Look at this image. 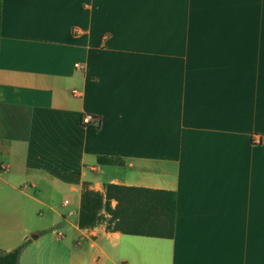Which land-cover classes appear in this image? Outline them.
<instances>
[{"label": "crops", "instance_id": "obj_1", "mask_svg": "<svg viewBox=\"0 0 264 264\" xmlns=\"http://www.w3.org/2000/svg\"><path fill=\"white\" fill-rule=\"evenodd\" d=\"M85 184L176 192L174 238L80 229ZM33 203L108 264H264V0H3L4 253Z\"/></svg>", "mask_w": 264, "mask_h": 264}, {"label": "trees", "instance_id": "obj_2", "mask_svg": "<svg viewBox=\"0 0 264 264\" xmlns=\"http://www.w3.org/2000/svg\"><path fill=\"white\" fill-rule=\"evenodd\" d=\"M3 0H0V44ZM112 163V161H106ZM112 202L116 206L112 207ZM177 194L174 191L106 184L104 193L84 185L80 229L107 224V232L126 235L168 238L175 235ZM105 212L102 214V212ZM28 242L0 254V264H19Z\"/></svg>", "mask_w": 264, "mask_h": 264}, {"label": "rangeland", "instance_id": "obj_3", "mask_svg": "<svg viewBox=\"0 0 264 264\" xmlns=\"http://www.w3.org/2000/svg\"><path fill=\"white\" fill-rule=\"evenodd\" d=\"M40 190H38L39 192ZM42 195H45L42 192ZM55 204L62 206L65 200L70 202L68 209H77V200L66 194L56 197ZM112 207L116 206V202H112ZM38 208L42 209V214L29 213L27 217L16 221L17 227L15 231L27 229L25 237H29L33 242L31 247L22 253L19 264H108L103 258L99 248H93V239L85 238L80 232L75 229L73 219H78V214L74 216L59 217L50 211L44 204H31L30 211ZM105 212L103 211L102 214ZM80 218V217H79ZM79 221V219H78ZM79 224V222H78ZM107 224L102 223L91 229L98 228L99 230L107 231ZM42 229L41 237L34 240L37 236V231ZM21 234H19L20 236ZM100 245L112 251L115 255L118 254L119 247L112 248L109 240L103 238ZM9 244H0V254L7 251ZM82 252V253H80ZM84 254L85 256H82ZM101 256V259H97Z\"/></svg>", "mask_w": 264, "mask_h": 264}, {"label": "built area", "instance_id": "obj_4", "mask_svg": "<svg viewBox=\"0 0 264 264\" xmlns=\"http://www.w3.org/2000/svg\"><path fill=\"white\" fill-rule=\"evenodd\" d=\"M77 67H79V65H77ZM82 122L84 124H89V123H96L97 124L98 123L94 117H91L88 115H86L82 118Z\"/></svg>", "mask_w": 264, "mask_h": 264}, {"label": "water", "instance_id": "obj_5", "mask_svg": "<svg viewBox=\"0 0 264 264\" xmlns=\"http://www.w3.org/2000/svg\"><path fill=\"white\" fill-rule=\"evenodd\" d=\"M33 238H35V239H36V238H37V236H34Z\"/></svg>", "mask_w": 264, "mask_h": 264}]
</instances>
